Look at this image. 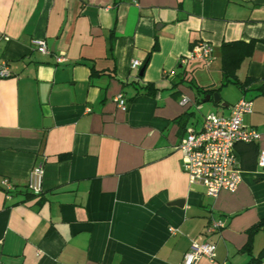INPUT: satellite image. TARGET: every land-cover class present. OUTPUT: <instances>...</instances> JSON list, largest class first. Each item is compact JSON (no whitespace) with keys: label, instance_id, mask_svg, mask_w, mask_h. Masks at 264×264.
Returning <instances> with one entry per match:
<instances>
[{"label":"crops","instance_id":"crops-1","mask_svg":"<svg viewBox=\"0 0 264 264\" xmlns=\"http://www.w3.org/2000/svg\"><path fill=\"white\" fill-rule=\"evenodd\" d=\"M199 41L211 64L181 62ZM249 41L245 87L225 83L222 44ZM1 62L0 182L15 188L0 183V264H181L205 241L216 256L196 264H264V228L250 229L264 219V0H0ZM241 98L260 137L235 143L240 182L212 198L178 146ZM39 165L42 191L26 194Z\"/></svg>","mask_w":264,"mask_h":264},{"label":"built area","instance_id":"built-area-1","mask_svg":"<svg viewBox=\"0 0 264 264\" xmlns=\"http://www.w3.org/2000/svg\"><path fill=\"white\" fill-rule=\"evenodd\" d=\"M36 49L43 54H49V49L44 39H33ZM189 59H200L206 66L213 60V46L207 41L195 43L187 56L181 59L186 62ZM65 58L56 56L57 62ZM141 62L138 59L131 61V67L137 68ZM11 73L5 62L0 63V77H8ZM118 106L126 110L127 104L122 94L116 96ZM252 102L241 98L231 106L229 116L210 113L203 119L200 129L189 132L179 144L182 154L183 170L190 184H200L205 188L206 194L216 198L221 190L234 191L240 182L239 169L234 150L236 142H253L260 137V133L243 124V115L251 112ZM259 165H264V150L260 151ZM43 168L35 166L29 176L27 188L34 194L42 191ZM1 185L12 189L7 178L1 180ZM9 197V196H7ZM223 221L212 219L208 231L213 232L223 227ZM216 256V243L213 241L192 242L184 253L181 264H196L205 257L213 260Z\"/></svg>","mask_w":264,"mask_h":264},{"label":"trees","instance_id":"trees-1","mask_svg":"<svg viewBox=\"0 0 264 264\" xmlns=\"http://www.w3.org/2000/svg\"><path fill=\"white\" fill-rule=\"evenodd\" d=\"M252 47H253L252 41H249V42H232V43L224 42L222 44V70H223V76L225 79V83L226 82H234L241 87H245L246 82L241 83L240 81L234 79V72L238 68L242 59L245 56L250 55V53L252 51ZM147 58H148V56H147ZM198 89L202 90L204 93H209V95H212L216 91V89L203 88V87H199ZM242 143L246 144V145L252 144V142H248V143L242 142ZM11 186H12V189H10V190L5 189L3 186L1 187L4 189L6 196H8V195L11 196V193L13 192L15 185L11 183ZM26 194L39 195V194H34L32 191H30L27 188V185H26ZM259 228H264V219H261L256 225H254L250 229L255 230V229H259Z\"/></svg>","mask_w":264,"mask_h":264},{"label":"water","instance_id":"water-1","mask_svg":"<svg viewBox=\"0 0 264 264\" xmlns=\"http://www.w3.org/2000/svg\"><path fill=\"white\" fill-rule=\"evenodd\" d=\"M143 69H144V67L141 68V70H140V74H142ZM211 97H212V99H213V101H214L215 103H219V102H220V95H219L218 92H214L212 95H207L205 100H208V99H210ZM221 105H223V104L221 103ZM224 105H225V104H224Z\"/></svg>","mask_w":264,"mask_h":264}]
</instances>
